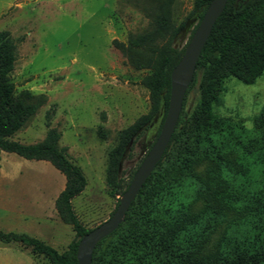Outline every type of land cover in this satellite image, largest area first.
<instances>
[{"label": "trees", "instance_id": "1", "mask_svg": "<svg viewBox=\"0 0 264 264\" xmlns=\"http://www.w3.org/2000/svg\"><path fill=\"white\" fill-rule=\"evenodd\" d=\"M122 1L149 21L144 31L112 45L130 68L146 72L139 84L149 92L150 109L118 133L108 153L105 181L109 195L118 197L116 207L130 184L124 185L119 175L120 163L160 115L157 138L168 109L171 71L212 0H193L178 26L172 18L174 0ZM190 19L197 23L187 43L178 47L176 41ZM14 63V43L1 31L0 152L48 162L64 176L54 207L74 238L62 252L25 233L0 231V244L20 245L49 264H78V243L91 229L81 224L72 201L86 187V178L67 148L59 146L58 132L49 130L33 144L13 139L46 103L43 95L16 91L9 78ZM263 74L264 0H228L200 54L162 159L123 223L97 244L92 264H264V106L252 118L253 137L246 136L240 121L213 113L227 79L251 85ZM193 89L197 96L187 105Z\"/></svg>", "mask_w": 264, "mask_h": 264}, {"label": "rangeland", "instance_id": "2", "mask_svg": "<svg viewBox=\"0 0 264 264\" xmlns=\"http://www.w3.org/2000/svg\"><path fill=\"white\" fill-rule=\"evenodd\" d=\"M193 0H174L176 26L185 22ZM197 23L186 21L176 45L183 47ZM143 13L122 0H0V32L9 33L15 63L9 78L16 91L43 95L46 103L13 139L42 141L49 130L60 134L59 146L86 178V187L72 201L86 229L107 221L118 197L105 181L109 151L118 133L150 109L149 92L139 84L145 71L130 68L112 42L125 43L148 28ZM197 96L193 89L187 105ZM264 106V74L251 85L229 78L213 113L240 121L254 136L252 118ZM50 118L47 120L46 115ZM160 115L127 151L119 166L129 183L156 138ZM64 176L44 161L25 160L0 152V231L25 233L66 250L74 232L54 207ZM0 264H49L20 245L0 244Z\"/></svg>", "mask_w": 264, "mask_h": 264}, {"label": "water", "instance_id": "3", "mask_svg": "<svg viewBox=\"0 0 264 264\" xmlns=\"http://www.w3.org/2000/svg\"><path fill=\"white\" fill-rule=\"evenodd\" d=\"M227 2L228 0H212L207 7L180 61L171 71L168 109L157 138L135 171L129 186L120 196L118 205L111 217L80 239L76 252L78 264H92L95 247L103 239L113 234L123 223L126 213L138 192L162 159L175 131L184 96L192 82L200 54Z\"/></svg>", "mask_w": 264, "mask_h": 264}]
</instances>
